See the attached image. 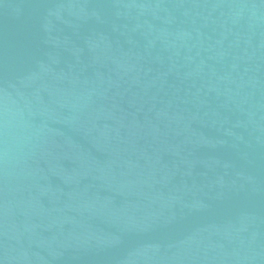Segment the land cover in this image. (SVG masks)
<instances>
[{"label":"water","instance_id":"1","mask_svg":"<svg viewBox=\"0 0 264 264\" xmlns=\"http://www.w3.org/2000/svg\"><path fill=\"white\" fill-rule=\"evenodd\" d=\"M0 264H264V0H0Z\"/></svg>","mask_w":264,"mask_h":264}]
</instances>
